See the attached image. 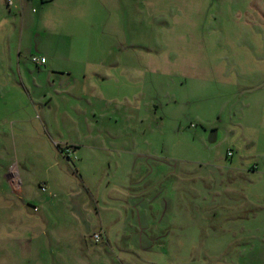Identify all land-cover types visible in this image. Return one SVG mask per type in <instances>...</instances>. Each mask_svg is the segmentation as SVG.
Masks as SVG:
<instances>
[{
	"label": "rangeland",
	"instance_id": "374dc122",
	"mask_svg": "<svg viewBox=\"0 0 264 264\" xmlns=\"http://www.w3.org/2000/svg\"><path fill=\"white\" fill-rule=\"evenodd\" d=\"M6 4L0 264H90L100 218L101 264H264V0ZM139 180L169 189L158 224H134Z\"/></svg>",
	"mask_w": 264,
	"mask_h": 264
},
{
	"label": "crops",
	"instance_id": "0c3cea01",
	"mask_svg": "<svg viewBox=\"0 0 264 264\" xmlns=\"http://www.w3.org/2000/svg\"><path fill=\"white\" fill-rule=\"evenodd\" d=\"M54 2V0H15L14 1V3L13 4H11V5H8V3L6 4L9 8H10V6H13L14 4H21L22 6H24V5H26V8H28V7H30V6H33V5H38V4H42V5H46V4H49V3H53ZM35 10V9H34ZM41 57H45V56H41ZM47 63V61L44 63V64H36L37 66H39V67H43L45 64ZM54 72V71H53ZM50 79H52V76H50ZM102 82L104 81H106L107 79L105 78V77H103V78H99ZM71 89V88H70ZM76 89V88H75ZM80 89H82L81 87H80ZM100 91H102V89H96V88H94V87H91V93H92V98L94 97V95H97L99 98H102L103 96H105V94H103L102 92H100ZM70 92H71V90H70ZM99 92V93H98ZM61 92H59L58 94H60ZM86 95V93H84V96ZM75 98H76V96H75ZM44 99H45V101H46V104H49L50 103V100H51V98H49L48 96H47V94H45L44 95ZM70 146H73V147H76V148H80V145H70ZM230 150V149H229ZM62 153V152H61ZM233 155H234V153H233ZM232 155V156H233ZM63 157H64V159H66V157L64 156V155H62ZM231 156V157H232ZM136 157V156H135ZM137 158V157H136ZM71 159V158H70ZM137 159H139V160H141V158H137ZM67 160V159H66ZM68 161H70V160H68ZM75 169L76 170H74L75 172H77L78 174H79V171H80V168H78V166H76L75 165ZM254 169V168H253ZM230 170V169H229ZM235 170V169H234ZM230 172V171H229ZM228 172V173H229ZM47 182H49L48 180H46ZM47 184V183H46ZM132 184V186H133V190H131V191H122V192H124V194H128V193H130V195L129 196H131L133 193L135 194V197H137V195L138 196H142L143 194H148L149 196H150V199H147V200H145V202H144V200L143 199H141L140 201H136V202H138V206H137V204L136 203H134V205H135V210H133V211H135V213H134V216L132 217L133 218V220H135V225H136V227L138 226H144L145 225V223H146V220H152V221H150L149 222V224H152L153 222L156 224L157 222V219L159 218L158 217V215H157V213H156V208H157V202H158V200H163V198H164V200L163 201H165V203L164 204H167V206L168 205H172V203H173V200L171 199V198H169V197H164L163 195H164V193H165V191L166 192H168L169 191V189H164V190H162L161 189V191L159 192V190H156V189H151V190H147V191H145V192H143L142 191V188H143V185L145 184L144 182L142 183V181H140L139 180V182L137 183H131ZM173 191V190H172ZM132 192V193H131ZM77 194V193H76ZM78 195H80V194H77L76 196H78ZM121 200H124V199H121ZM137 200V199H136ZM133 203V202H132ZM76 205V204H75ZM134 205H131V206H134ZM80 208H81V210L82 211H80L79 213H81V215L79 214V216L78 217H81L83 220H84V216H86L87 215V212H89V210L84 206V205H80L79 206ZM120 208V206L119 205H116V204H114L111 208L110 207H108L107 208V213L109 214V213H111V212H113V211H116L117 209H114V208ZM169 207V206H168ZM134 208V207H133ZM74 209V208H73ZM143 212L145 213V212H147V216H144V215H142L143 214ZM106 213V214H107ZM137 213L139 214V216L137 215ZM154 215H156L155 217H153ZM86 218V217H85ZM91 218H89V220H90ZM86 220H87V218H86ZM162 223V222H161ZM165 223V222H164ZM116 224H118V223H116L113 219H109L108 220V218H100V220H99V222L96 224V225H92L91 226V224H90V233H89V236H90V240H89V243H90V251H91V253L90 254H92V256H90V264H95V262H94V260L92 259V257H94V258H99L100 260H98L97 262H99L100 261V263H98V264H101L102 262H103V259L104 260H109L110 258V256L109 255H111L110 253L107 255V256H104L99 250L98 251H94L93 252V249H92V247L93 246H98L99 244H100V242H102V241H100L99 243H95L93 240H92V234L93 233H95V232H102V234H103V238H102V240H104L106 243H110V241H112L108 236L110 235H115L116 236V239H115V242L116 243H120L121 242V240H122V235L119 233V234H113V229H112V226H115ZM158 224V223H157ZM167 225H166V227H169L168 226V223H166ZM157 226V225H156ZM165 229H167V228H165ZM124 231V230H123ZM132 234H131V236H128V237H130V240L132 241V242H136L135 244H138V246L137 247H141L142 248V245L140 244V243H144L145 242V238H142V241H141V239L139 240V238H138V236H137V234L136 233H134L135 231L132 229ZM133 235V236H132ZM84 236H85V234L84 233H82V238H83V240H82V243L81 244H83L85 241H84ZM165 236H170V234H169V231H166V233H159V235H158V237H160V238H162V237H165ZM126 237V236H125ZM127 238V237H126ZM148 239V238H147ZM158 240V239H157ZM129 241V240H128ZM147 241H149V240H146V242ZM167 241V240H166ZM113 242V241H112ZM158 242H160L159 240H158ZM104 243V242H103ZM139 247V248H140ZM93 252V253H92ZM100 252V253H99ZM89 253V252H88ZM106 255V254H105Z\"/></svg>",
	"mask_w": 264,
	"mask_h": 264
},
{
	"label": "built area",
	"instance_id": "2783aa9c",
	"mask_svg": "<svg viewBox=\"0 0 264 264\" xmlns=\"http://www.w3.org/2000/svg\"><path fill=\"white\" fill-rule=\"evenodd\" d=\"M15 0H6V2L11 5L14 3ZM33 61L36 63V64H44L46 62V59L44 57H37V56H33ZM229 155H231V152H229ZM103 238V234L102 232H95L92 234V240L95 242V243H99Z\"/></svg>",
	"mask_w": 264,
	"mask_h": 264
},
{
	"label": "trees",
	"instance_id": "16d2710c",
	"mask_svg": "<svg viewBox=\"0 0 264 264\" xmlns=\"http://www.w3.org/2000/svg\"><path fill=\"white\" fill-rule=\"evenodd\" d=\"M9 5V4H8ZM73 146H67V147H65V148H61V151L60 152H62L64 155H66V154H69V153H71L70 152V150L69 149H71ZM76 147H74V149H75ZM229 152H231V155H229ZM233 155V150L232 149H230L228 152H227V158H230L231 156ZM255 169V168H254ZM43 190H45V188L43 187Z\"/></svg>",
	"mask_w": 264,
	"mask_h": 264
}]
</instances>
